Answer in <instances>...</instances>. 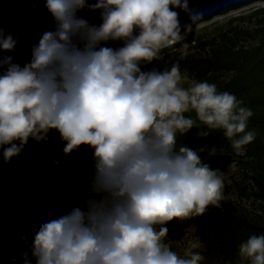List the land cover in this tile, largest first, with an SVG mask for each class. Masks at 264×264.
I'll list each match as a JSON object with an SVG mask.
<instances>
[{"label":"clouds","instance_id":"obj_1","mask_svg":"<svg viewBox=\"0 0 264 264\" xmlns=\"http://www.w3.org/2000/svg\"><path fill=\"white\" fill-rule=\"evenodd\" d=\"M52 17L21 65L0 57V149L9 163L29 140L55 130L64 154L91 150V176L69 211L42 222L12 257L13 264H202L198 239L182 254L168 242L169 222L220 208L228 174L201 157L213 148L178 143L196 128L223 130L240 150L256 138L251 108L215 83L198 80L179 61L163 69L164 49L188 54L187 37L204 13L189 0H45ZM36 7L35 4L32 5ZM98 11L93 24L79 13ZM184 11L190 23L181 24ZM39 25H21L35 31ZM20 37L0 27V52ZM57 166L59 159L53 161ZM228 168L235 170V165ZM19 256V260H17ZM238 264H264V234L238 245Z\"/></svg>","mask_w":264,"mask_h":264},{"label":"rangeland","instance_id":"obj_2","mask_svg":"<svg viewBox=\"0 0 264 264\" xmlns=\"http://www.w3.org/2000/svg\"><path fill=\"white\" fill-rule=\"evenodd\" d=\"M187 42L189 49L186 56L181 58L180 52L175 50L178 45L164 49L162 60L144 66L145 70L152 67L163 69L164 65L171 67L179 61L181 70L191 74L196 73L201 66L206 67L207 64H203L202 60L215 59L216 55L220 65H231L236 61L233 68L214 69L200 80L215 83L219 91L235 94L243 101V106L254 112L249 119L248 129L255 130L256 138L249 143V152L247 145L240 150L234 149L231 141L224 137L223 130H212L208 137L201 138L196 136L197 129L193 128L185 137H178V143L182 142L193 149L205 145L214 147L212 156L206 151L201 153V157L208 161L215 157V165L222 167V171L228 174L231 183L227 184L226 194L230 199L224 203L223 210L215 208L188 221L174 219L169 222L168 242L175 251L182 254L189 240L198 239L203 245L200 251L205 257L202 264H224L225 254L214 247L209 250L206 247L205 239L217 242L220 238V234L212 230L209 224L211 220L203 228L205 236L200 233L210 218L221 214L215 218L217 224L213 225L218 229L225 221H229L228 215L240 217L247 214L251 226H244V230L251 229V235L264 234V201L253 194V190H260L257 179H264V170L260 168V161L264 164V146L260 143L264 144V0L254 1L199 22L187 37ZM230 50L239 54L232 55ZM63 147L59 134L53 130L47 142L37 143L30 139L24 151L9 163L4 162L3 149H0V214L3 215H0V264H13L15 246L12 238H9L17 230L12 227L16 226L24 202L31 198L30 201L34 203L38 196L43 197L46 201L44 205L30 204L29 207L45 212L50 207L51 211L58 212L61 208L67 212L71 208L69 203L77 202L74 197L82 189V181L91 168V150L81 146L82 154L78 155L74 151L66 155L62 151ZM258 151L262 155L261 160L256 154ZM56 159L61 161L59 166L53 163ZM230 164L235 165L234 171L228 168ZM212 168L215 169L214 166ZM64 191H67L66 195ZM255 214L261 217L254 218ZM221 217L222 221H218ZM52 218H45L44 221Z\"/></svg>","mask_w":264,"mask_h":264},{"label":"trees","instance_id":"obj_3","mask_svg":"<svg viewBox=\"0 0 264 264\" xmlns=\"http://www.w3.org/2000/svg\"><path fill=\"white\" fill-rule=\"evenodd\" d=\"M230 53H232V51L230 50ZM237 55L239 54V52H233L232 55ZM218 55H216L215 59H204L203 64H207L206 67H199L196 71V73H192L190 75L194 76L196 79L200 80L202 78L207 77V75H209V73L214 70V69H218V68H225V69H231L233 68V66H235L236 61H234L233 63L228 64V65H220L218 64ZM213 78H210V80H212ZM263 146L264 144L262 142H260ZM248 146V152L251 150V145L247 144ZM200 147H198L197 149H199ZM257 156L260 158L261 160V153L258 151L256 152ZM205 162H207L211 167H215V168H219L221 170L222 167L215 165L216 161H215V157L211 158L209 161L207 159H204ZM90 167V166H89ZM260 168L262 170H264V164L261 163L260 161ZM89 170V169H88ZM91 176V168L89 170V173L87 175V177ZM257 185L258 188L260 189L258 192L253 190V194L259 198L260 200L264 201V179H257ZM64 194H67V191H64ZM46 196V195H45ZM44 196V198H45ZM37 197V196H36ZM72 198V197H71ZM73 199V198H72ZM31 198L29 200H27L26 202H24V209L21 211L20 217L16 220L15 224L16 226H13L12 228H16L17 230L12 233L11 237L9 238V240L12 238L13 240V244L15 246V253L17 254L18 250L23 251L26 250L25 249V245L24 242L22 240V236H27L28 238H32L33 233H34V229H36L42 222H45L44 219L45 218H56L58 216H60L61 214L65 213L61 210L57 211H51V207L48 208V212H45L44 210H37V209H31L29 207L30 204H35V206H40V205H44V203L46 202L45 200H43V197L38 196L36 201L33 203L30 201ZM80 200H77L76 203L71 202L69 203L72 206H74L75 204L80 203ZM1 216H3L2 214H0ZM216 215V214H215ZM221 214H218L215 216V218L217 219ZM229 218V221H225V219L223 221H225L222 225H220V228L217 229V226L214 227L213 225L217 224L215 218H210L201 228L200 233L203 234L205 236V231L203 230V228L205 227V225L211 224V228L212 230H214V233H219L220 234V238L217 242H209L208 239H205L206 242V247L209 250L211 247H214L218 252H221L224 255L226 262L224 264H238L239 261V257H238V245L243 241L246 240L251 234L250 231L251 229H247L246 231L244 230L245 227L248 228L250 225V219L248 218V215L245 214L240 217L235 216V214H231L227 216ZM255 217H261L258 214L254 215ZM222 217L218 219L222 221ZM253 219V218H252ZM215 222V223H214ZM250 222V223H249ZM245 223V224H244ZM219 224V222H218ZM245 226V227H244ZM254 227V226H252ZM257 229L260 230V227H258ZM262 230V229H261ZM260 230V231H261ZM218 234V235H219ZM29 238V239H30ZM16 240V241H14ZM19 256H17V260H19Z\"/></svg>","mask_w":264,"mask_h":264},{"label":"water","instance_id":"obj_4","mask_svg":"<svg viewBox=\"0 0 264 264\" xmlns=\"http://www.w3.org/2000/svg\"><path fill=\"white\" fill-rule=\"evenodd\" d=\"M257 0H189L190 7H196L204 13L202 21L210 20L214 16L227 13ZM96 0H89L95 3ZM36 7L33 8L32 5ZM45 0H0V27L10 33L19 34V43L12 53L0 52V57L6 54L13 56L14 61L23 65L30 59V49L34 42H37L44 27H51L52 17L45 8ZM181 24L190 23L188 15L180 10ZM93 24L101 23L98 11L85 9L79 13ZM21 25L36 26L35 31H19ZM2 71V70H0Z\"/></svg>","mask_w":264,"mask_h":264}]
</instances>
